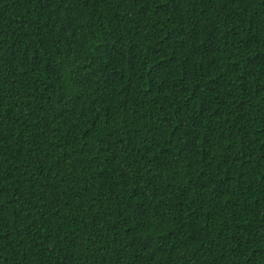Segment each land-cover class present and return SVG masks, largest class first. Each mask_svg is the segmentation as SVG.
<instances>
[{"label":"trees","instance_id":"1","mask_svg":"<svg viewBox=\"0 0 264 264\" xmlns=\"http://www.w3.org/2000/svg\"><path fill=\"white\" fill-rule=\"evenodd\" d=\"M0 264H264V0H0Z\"/></svg>","mask_w":264,"mask_h":264}]
</instances>
